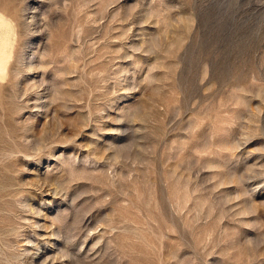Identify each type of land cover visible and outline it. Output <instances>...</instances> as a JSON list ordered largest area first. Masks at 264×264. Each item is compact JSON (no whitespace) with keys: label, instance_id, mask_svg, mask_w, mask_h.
I'll use <instances>...</instances> for the list:
<instances>
[{"label":"rangeland","instance_id":"rangeland-1","mask_svg":"<svg viewBox=\"0 0 264 264\" xmlns=\"http://www.w3.org/2000/svg\"><path fill=\"white\" fill-rule=\"evenodd\" d=\"M0 11V264H264V0Z\"/></svg>","mask_w":264,"mask_h":264},{"label":"bare ground","instance_id":"bare-ground-1","mask_svg":"<svg viewBox=\"0 0 264 264\" xmlns=\"http://www.w3.org/2000/svg\"><path fill=\"white\" fill-rule=\"evenodd\" d=\"M15 35L11 20L0 11V76L6 71L11 60Z\"/></svg>","mask_w":264,"mask_h":264}]
</instances>
